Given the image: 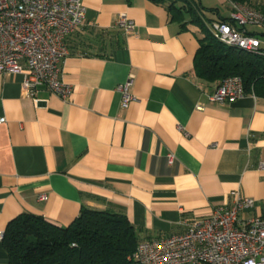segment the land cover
Returning <instances> with one entry per match:
<instances>
[{"label": "crops", "instance_id": "1", "mask_svg": "<svg viewBox=\"0 0 264 264\" xmlns=\"http://www.w3.org/2000/svg\"><path fill=\"white\" fill-rule=\"evenodd\" d=\"M198 1L205 28L187 11L173 16L166 1L82 0L84 22L60 64L69 101L44 87L27 97L22 74L0 73V230L22 213L64 227L86 208L124 214L140 241L166 237L236 192L255 200L242 216L264 215V95L209 100L218 83L195 75L194 54L230 6ZM121 16L128 30L115 26ZM245 29L264 39L261 28ZM129 79L134 100L123 107L116 87Z\"/></svg>", "mask_w": 264, "mask_h": 264}, {"label": "built area", "instance_id": "2", "mask_svg": "<svg viewBox=\"0 0 264 264\" xmlns=\"http://www.w3.org/2000/svg\"><path fill=\"white\" fill-rule=\"evenodd\" d=\"M229 22L215 21L210 34L220 43L264 56V39L246 31L247 26L264 31V12L243 2L227 0ZM85 19L82 0H0V73H20L23 95L35 97L42 87L69 101L72 86L60 77V64L68 55L66 39ZM115 26L128 30L133 25L121 16ZM131 79L116 90L126 107L134 96ZM240 76L224 78L210 101L232 103L245 95ZM4 119L0 118V122ZM174 160L167 154V162ZM264 169V163L258 166ZM38 199L45 201L47 195ZM255 200L235 193L233 203L215 206L209 214L184 222L180 234L144 239L129 256V264H264V215L242 216L253 209ZM4 231L0 230V241Z\"/></svg>", "mask_w": 264, "mask_h": 264}, {"label": "trees", "instance_id": "3", "mask_svg": "<svg viewBox=\"0 0 264 264\" xmlns=\"http://www.w3.org/2000/svg\"><path fill=\"white\" fill-rule=\"evenodd\" d=\"M151 1H166L173 16L187 11L193 23L205 28L201 19L205 7L198 0ZM219 21L229 22V18ZM193 71L198 78L218 85L228 76H240L245 93L264 95V56L224 45L207 30L198 38ZM139 241L124 214L83 208L64 227L40 215L22 213L9 221L1 242L8 264H129Z\"/></svg>", "mask_w": 264, "mask_h": 264}, {"label": "rangeland", "instance_id": "4", "mask_svg": "<svg viewBox=\"0 0 264 264\" xmlns=\"http://www.w3.org/2000/svg\"><path fill=\"white\" fill-rule=\"evenodd\" d=\"M206 12H208V11H206ZM210 27H211V25H208V28L210 29Z\"/></svg>", "mask_w": 264, "mask_h": 264}]
</instances>
